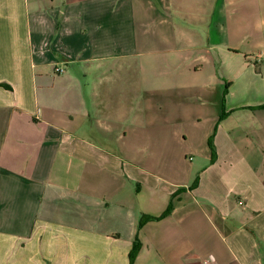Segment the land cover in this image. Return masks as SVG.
<instances>
[{"label":"crops","instance_id":"crops-1","mask_svg":"<svg viewBox=\"0 0 264 264\" xmlns=\"http://www.w3.org/2000/svg\"><path fill=\"white\" fill-rule=\"evenodd\" d=\"M137 236L135 264H264V0H0V264Z\"/></svg>","mask_w":264,"mask_h":264},{"label":"trees","instance_id":"trees-1","mask_svg":"<svg viewBox=\"0 0 264 264\" xmlns=\"http://www.w3.org/2000/svg\"><path fill=\"white\" fill-rule=\"evenodd\" d=\"M213 149V148H212ZM173 203L170 202L169 206L167 207V209L164 211V213L160 216H145V215H142L141 218H140V221H139V227L142 226L143 222L146 220V221H150V220H157V219H161V218H165L166 216H168L172 210H173ZM141 249V242H140V239L139 237L137 236L136 237V240L134 242V245L130 251V264H135V260H136V257L138 256L139 254V251Z\"/></svg>","mask_w":264,"mask_h":264},{"label":"built area","instance_id":"built-area-1","mask_svg":"<svg viewBox=\"0 0 264 264\" xmlns=\"http://www.w3.org/2000/svg\"><path fill=\"white\" fill-rule=\"evenodd\" d=\"M58 71H63V68H58L57 69ZM240 203H243V201H240ZM205 264H218L217 262H216V260L215 259H213V258H211V259H206L205 261Z\"/></svg>","mask_w":264,"mask_h":264}]
</instances>
